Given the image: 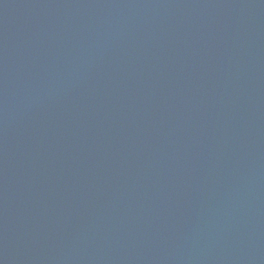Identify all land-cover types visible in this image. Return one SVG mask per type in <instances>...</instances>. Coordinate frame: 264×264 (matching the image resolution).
<instances>
[{
  "label": "water",
  "instance_id": "95a60500",
  "mask_svg": "<svg viewBox=\"0 0 264 264\" xmlns=\"http://www.w3.org/2000/svg\"><path fill=\"white\" fill-rule=\"evenodd\" d=\"M0 264H264V0H0Z\"/></svg>",
  "mask_w": 264,
  "mask_h": 264
}]
</instances>
